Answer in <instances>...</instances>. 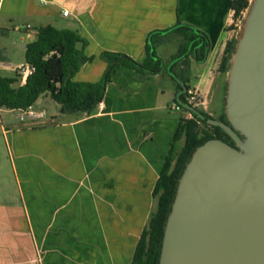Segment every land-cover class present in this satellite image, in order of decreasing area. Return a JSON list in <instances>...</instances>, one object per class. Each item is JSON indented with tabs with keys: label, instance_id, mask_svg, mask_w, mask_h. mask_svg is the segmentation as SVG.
Returning a JSON list of instances; mask_svg holds the SVG:
<instances>
[{
	"label": "crops",
	"instance_id": "obj_1",
	"mask_svg": "<svg viewBox=\"0 0 264 264\" xmlns=\"http://www.w3.org/2000/svg\"><path fill=\"white\" fill-rule=\"evenodd\" d=\"M230 1L0 0V35L11 26L24 32L23 59L12 70L26 62L25 45L46 25L82 37L77 45L89 59L76 81L102 80L104 52L142 62L154 32L162 59L156 71L115 65L91 113L65 112L47 93L31 106L39 117L0 108V264L130 263L166 156L183 143L175 140L180 120L191 116L176 103L178 78L170 68L181 36L171 29L187 24L208 37L205 60L190 56L187 82L206 108L212 88L224 96L218 66L239 27ZM167 43L174 48L161 49ZM10 52L0 42L1 70L11 65Z\"/></svg>",
	"mask_w": 264,
	"mask_h": 264
},
{
	"label": "water",
	"instance_id": "obj_2",
	"mask_svg": "<svg viewBox=\"0 0 264 264\" xmlns=\"http://www.w3.org/2000/svg\"><path fill=\"white\" fill-rule=\"evenodd\" d=\"M225 82L228 124L180 102L220 126L234 145L210 138L191 154L166 219L159 264H264V0H249Z\"/></svg>",
	"mask_w": 264,
	"mask_h": 264
},
{
	"label": "trees",
	"instance_id": "obj_3",
	"mask_svg": "<svg viewBox=\"0 0 264 264\" xmlns=\"http://www.w3.org/2000/svg\"><path fill=\"white\" fill-rule=\"evenodd\" d=\"M248 3L249 0L230 1V9L233 11L234 19L242 20L243 12ZM171 31L181 36L178 49L174 55L177 60L170 68L173 75L178 78L176 103L188 111L191 116L180 120L175 140L178 141L183 138V143L179 147L172 145L166 156L153 188L155 206L140 235L129 264H159L163 231L178 180L195 148L210 138H219L230 145H234L231 136L220 126L207 123L196 113L180 104V102L188 104L203 116L216 119L203 107L191 105L187 101L188 89L190 88L187 84L190 78V56L198 62L205 60L209 51L207 35L187 24L177 25ZM156 34L160 33L150 34L146 46L147 55L142 62L137 63L124 54L104 52L102 57L107 62L105 76L100 81L87 82L72 79L80 66L89 59L82 48L77 45L83 41L80 34L75 30L58 29L52 25L40 26L35 39L25 45L24 59L34 67L33 72L27 76L25 82L19 83V75L16 72L14 75H6L0 70V108L24 110L32 106L41 94L47 93L55 102L62 105L65 112L91 113L102 100L105 82L109 79L115 65L127 64L140 71H156L161 68L162 59L155 51L156 44L161 41L155 40ZM235 42L236 35L225 43L218 66L223 75L228 69ZM177 65L181 66L179 71L175 68ZM15 83L18 84L15 85ZM181 83L185 85V91ZM223 89L225 95L226 82H224ZM217 119L228 124L224 107ZM237 134L241 137L240 133L237 132Z\"/></svg>",
	"mask_w": 264,
	"mask_h": 264
},
{
	"label": "rangeland",
	"instance_id": "obj_4",
	"mask_svg": "<svg viewBox=\"0 0 264 264\" xmlns=\"http://www.w3.org/2000/svg\"><path fill=\"white\" fill-rule=\"evenodd\" d=\"M245 11L243 12L244 15ZM241 20L239 19V23L240 24ZM235 33L237 34V30L235 28ZM22 35H24L23 31H16L13 29V27H9L6 30V33L0 35V42H5L8 45V49L11 51L8 55H7V62H9L11 65L6 66L5 69H0L1 72L3 74L6 75H14V70L11 69L12 66H14V64H16V62H18L19 60L23 59V55L21 53V49H20V44H21V40L19 39ZM171 48H174L173 45H171L170 43H167L165 45H163L161 47V49H166L169 50ZM173 61V59H172ZM171 64V62L168 64V66ZM18 83H15V85H17ZM190 84H193V82L191 81ZM224 87V86H223ZM223 94H224V89H222ZM215 88H212V92L210 94V98L208 100V102L205 104L206 108H203L205 111H207L211 116H213L214 118H218L220 116V114L223 112V99L221 97V99H218V97L215 96ZM43 99V98H41ZM42 101V100H41ZM197 101L198 104L197 106L202 107L199 98L197 97ZM41 105H45L44 102H40ZM45 108H48L47 105H45ZM50 111V109H48Z\"/></svg>",
	"mask_w": 264,
	"mask_h": 264
},
{
	"label": "built area",
	"instance_id": "obj_5",
	"mask_svg": "<svg viewBox=\"0 0 264 264\" xmlns=\"http://www.w3.org/2000/svg\"><path fill=\"white\" fill-rule=\"evenodd\" d=\"M67 12H68L67 10H64L63 14H67ZM14 70L19 75V83L23 84L27 76L33 72L34 67L28 62H24V63L17 65L14 68ZM187 101L191 105L198 104L197 96H196L194 89H191V88L188 89ZM176 108H178V106H176ZM24 114L29 117H39L42 115V112L36 113L33 109H31V106H29L27 109H24ZM20 118L22 119L23 116H20Z\"/></svg>",
	"mask_w": 264,
	"mask_h": 264
},
{
	"label": "flooded vegetation",
	"instance_id": "obj_6",
	"mask_svg": "<svg viewBox=\"0 0 264 264\" xmlns=\"http://www.w3.org/2000/svg\"><path fill=\"white\" fill-rule=\"evenodd\" d=\"M223 98H224V96H223ZM223 107H224V105H223ZM227 119V118H226Z\"/></svg>",
	"mask_w": 264,
	"mask_h": 264
}]
</instances>
